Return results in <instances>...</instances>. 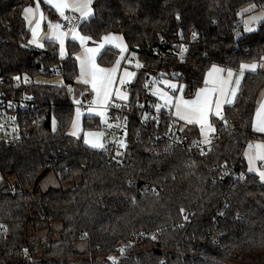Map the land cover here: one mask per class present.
<instances>
[{
    "label": "trees",
    "instance_id": "trees-1",
    "mask_svg": "<svg viewBox=\"0 0 264 264\" xmlns=\"http://www.w3.org/2000/svg\"><path fill=\"white\" fill-rule=\"evenodd\" d=\"M35 2L0 0V85L12 87L15 77H31L28 90L40 106L32 117V133L16 145L0 143V224L7 229H0V264H28L31 259L38 264H101L121 245L129 251L119 264H264V184L247 172L244 157L249 144L264 142L252 125L264 70L246 72L235 103L224 108L231 130L211 118L218 141L207 156L146 144L132 147L131 165L118 166L104 150L69 134L75 113L68 90L79 75L81 44L68 39L63 59L53 40L34 51L23 10ZM40 4L48 20L59 19L55 9ZM250 4L257 6L255 11L264 10V0H94L95 15L78 28L91 37V45L108 33L122 35L130 54H137L142 67L128 87L130 104L141 101L155 69L193 98L213 64L238 71L242 63H264V21L254 32L237 28ZM192 31L199 34L195 42ZM163 41L188 45L185 59L178 51L162 60L154 55L153 48ZM118 56V50L106 48L98 61L111 66ZM57 75L62 85L36 81ZM83 127L102 129V122L85 116ZM184 132L190 141L200 137L196 127H184ZM225 163L245 170L246 179H221ZM48 174L60 188L41 189ZM151 185L159 195L144 192ZM5 187L10 193H2ZM180 208L193 214L188 221ZM144 231L154 232L156 239L134 240ZM82 240L87 249L79 251L75 244Z\"/></svg>",
    "mask_w": 264,
    "mask_h": 264
},
{
    "label": "snow or ice",
    "instance_id": "snow-or-ice-1",
    "mask_svg": "<svg viewBox=\"0 0 264 264\" xmlns=\"http://www.w3.org/2000/svg\"><path fill=\"white\" fill-rule=\"evenodd\" d=\"M45 3L51 5L59 15L65 19L70 21V18L65 15L66 10H71L73 12L79 13L80 20H88L90 17L95 15V10L92 7L93 0H44ZM255 4H250L248 9H245L244 12H253L255 13L256 9ZM24 19L27 21L31 27L32 20L36 17L37 13L39 14V21L36 22L34 27H31L32 39L29 41L30 44H36L37 47L43 48L44 45L39 43L37 40V35L40 30V22L44 20L43 11L40 9V0H36L35 7L29 6L24 8ZM177 21L181 20V15L179 12L176 13L175 16ZM264 21V10L259 13L249 15L245 21V30L251 31L250 27L252 24ZM48 27L52 33V36L59 41L60 43V55L63 57L65 55L64 48V38L68 35V33L61 31L62 25L60 23H52L49 22ZM72 38L74 40H79L81 45L84 46L85 42L91 40L90 36L81 35L77 28L74 26L71 30ZM181 39H183V33H179ZM199 37L198 32L192 31L191 40L193 42L197 41ZM114 44L116 48H118L121 52V59H123V53L127 51V45L123 43V37L118 36L114 33H108L107 35L102 37L101 42L97 45V47H85L84 55L77 56L76 59L80 62V74L77 77L78 82H82L85 85H91L93 92L95 93V103L97 105H107L109 99L113 95V84L116 79V73L119 69L120 60L118 59L115 65L111 68H103L100 67L96 63V55L100 52V50L104 47V44ZM189 46L186 44L178 45V55L183 61L185 59V54L188 53ZM135 55V53H133ZM206 55V53H205ZM261 60H264V57H261ZM128 63H132L131 60H128ZM136 67H142V65L137 61ZM239 75H236L232 69H224L215 64L211 66V69L208 71L206 78L203 81V87H200L196 90L195 96L192 99H184L181 95L176 97L175 93L177 91H183V85H177L173 83L171 80H152L151 83L154 86L153 95L159 97L160 100L163 101V104L157 103L154 105V108L157 112L161 110V108H168L169 114L174 115L180 120L185 121L187 124H198L200 127V135L203 137V140L199 142V144H204L209 146V150H211L212 144V134L216 132V128L213 123L210 121V116H215L222 120L225 125H227V119L223 115V105L224 104H232L236 99L237 92L240 89L241 80L244 77L245 71H249L251 73H256L258 69L264 70V63H242L239 65ZM226 73L225 75H222ZM163 75V74H162ZM135 76L134 72H129L127 69H124L123 76L120 78L119 83L123 85L126 80H131L132 77ZM173 76H178V74L173 73ZM16 80H20L21 77H15ZM24 81L28 82V77L24 76ZM163 83L169 89L172 90L173 95H169L168 92L163 91L160 88L155 87L156 84ZM145 86L148 84L146 82ZM69 91H72L69 86ZM115 95L124 101L128 100V95L125 92H121L119 90L115 91ZM77 104L80 101H76ZM141 107H143L141 105ZM174 108V112L172 109ZM94 111V109L89 108V112ZM80 109H77V119L73 121V128H78V121L80 117ZM103 115V112L100 113ZM256 122L253 124V127L256 131L264 133V103L260 105L256 112ZM126 119V118H125ZM158 119V118H157ZM56 121L53 119V131H55ZM183 131V129H181ZM73 136L77 135V131H73L71 133ZM101 133H86L87 137H95L94 139H85L86 144H90L93 148L107 149L104 146V143L101 142L99 137ZM125 136L127 133L125 132ZM117 145L118 150L115 153L113 159L116 160L117 164L122 163L121 160L117 159V157H121L124 155L123 152L119 151V149H127V143L124 139L114 141ZM194 143H196L194 141ZM199 144L197 146H199ZM249 151L245 152V157L248 160V171L254 172L258 177L262 184H264V167H258L256 165L257 161L264 162V144H249ZM201 154H204V150L201 149ZM224 171L223 175H228L227 165L223 166ZM2 179V177H0ZM239 180H244L245 176L241 173L238 178ZM129 185H132V181H128ZM155 191L154 189H151ZM159 195V193H156ZM133 203H135V197L130 198ZM230 205L225 201L224 209L227 210ZM225 210H220L218 215L220 217L225 216ZM180 214L182 215L183 220L188 221L190 215L192 213H187V210L184 208L179 209ZM236 219H241L239 214H236ZM0 229L7 230L5 225L0 224ZM86 235V234H85ZM153 239L156 237L153 236ZM24 255L27 257L29 255V250L27 248L22 249ZM120 253L123 254L125 248L122 247L119 249ZM108 259L112 261V264H118L116 257L109 256Z\"/></svg>",
    "mask_w": 264,
    "mask_h": 264
},
{
    "label": "built area",
    "instance_id": "built-area-1",
    "mask_svg": "<svg viewBox=\"0 0 264 264\" xmlns=\"http://www.w3.org/2000/svg\"><path fill=\"white\" fill-rule=\"evenodd\" d=\"M70 21L65 20L61 23L63 26L61 31L69 33L72 28H76L80 25L81 20L79 15L70 14ZM237 28L241 30L243 28V22L240 21L237 24ZM29 44V43H28ZM178 45L175 43H169L168 41H163L161 46L153 48V54L157 55L161 60L164 59L167 54L178 51ZM34 51H38L39 48L36 46L29 45ZM133 64H135V59H130ZM59 71V68H56ZM25 76V75H24ZM24 76H19L21 79L18 81L14 79V86L9 87L7 83L2 82L0 85V143L7 145H16L20 143L27 135L32 133L35 128V122L33 121V115L39 111L40 106L33 92L28 90V87L33 83V79L29 76L28 82L24 81ZM162 71L159 69L153 70V72L147 77L148 86H144V92L140 102L135 104L121 103L118 101H113L107 106L108 111V122L103 125L102 131L104 132V146L107 151L104 152L109 156V160L117 164L116 160L113 159L116 151L118 150L117 145L114 141L124 139L127 143V149H119L124 155L117 157L122 163L117 164L118 166L131 165L132 147L133 146H145L146 144H159L161 146H166L169 148H183L190 151L198 153L200 156H207L210 152L209 146L204 144H199L203 140L202 137L194 141H190L184 132L183 123L177 119L174 115L169 114L168 108H161L159 112L156 111L154 105L159 103L156 95H153V88L151 81L164 80ZM162 83H158L160 85ZM69 92V99L72 102V95ZM141 105L143 107H141ZM81 111L87 113L89 108H95L96 103L93 98L87 97L83 99L78 105ZM126 118V119H125ZM158 118V119H157ZM227 129L231 130V122L227 121ZM183 129V131H181ZM125 132L127 135L125 136ZM212 144L211 148L217 143L218 138L216 132L212 134ZM199 144V146H197ZM251 144H256L253 141ZM201 149L204 150V154H201ZM152 154L155 150H150ZM228 175H223L220 172V178L223 180L237 179L238 176L243 173L245 179L247 173L242 168L235 164H226ZM244 179V180H245ZM154 189L155 191H152ZM158 188L151 185L147 187L144 192L158 193ZM156 234L151 231L140 232L135 235L136 238H141L142 240H155L152 237ZM124 247L125 251L123 254L120 253L119 249ZM128 245L119 246L116 251L109 256H114L117 259L118 264L126 257L128 254ZM28 264H38L34 259H31ZM101 264H112L108 258L102 261Z\"/></svg>",
    "mask_w": 264,
    "mask_h": 264
},
{
    "label": "crops",
    "instance_id": "crops-1",
    "mask_svg": "<svg viewBox=\"0 0 264 264\" xmlns=\"http://www.w3.org/2000/svg\"><path fill=\"white\" fill-rule=\"evenodd\" d=\"M43 2H44V0H42ZM94 1V0H93ZM36 3V2H35ZM35 3L33 4V5H30V6H32V7H35ZM45 3V2H44ZM47 4V3H46ZM49 6H51V5H49ZM29 7V6H28ZM52 7V6H51ZM53 8V7H52ZM40 9L42 10V6H41V4H40ZM54 9V8H53ZM43 11V10H42ZM257 11H260V10H257ZM257 11H255V12H257ZM43 14H44V12H43ZM70 14H77V13H73V12H71V13H68L67 15H70ZM77 15H79V14H77ZM91 18V17H90ZM89 18V19H90ZM88 19V20H89ZM47 20H48V18L44 15V20L42 21V22H40V30H39V32H38V35H37V40H38V42L39 43H41V44H43L44 45V43H45V41L46 40H53V41H55V42H57L58 40H56L53 36H52V33H51V31H50V33H49V35H47ZM88 20H81V22H83V21H88ZM37 21H39V14L37 13V15H36V17L32 20V24H31V27H34L35 26V24H36V22ZM49 21H52V22H56V21H58L60 24L63 22V21H65L64 19H57V20H49ZM241 21L243 22V28H244V26H245V24H244V21L241 19ZM26 23H27V25L29 26V29H30V31H31V27H30V25H29V23L26 21ZM77 30L79 31V28L77 27ZM79 33H80V31H79ZM46 34V35H45ZM70 34V35H69ZM81 34V33H80ZM68 35H69V37H68ZM68 35H67V39H66V41L64 42V48H65V55L62 57L61 55H60V58L61 59H63V58H65V56L67 55V50H66V42H67V40L68 39H71V40H73V41H77V42H79L80 43V41L77 39V40H74L73 38H72V32L70 31L69 33H68ZM82 35V34H81ZM116 35H118V36H122V35H119V34H116ZM48 38V39H47ZM32 39V33H31V36H30V39H29V41ZM102 40V39H101ZM101 40L100 41H98V42H96V43H94V44H90L89 42H90V40H88V41H86L85 42V45L84 46H82L81 45V50H82V48L83 47H97V45L101 42ZM29 41H28V43H29ZM58 43V42H57ZM123 43H125V40L123 39ZM81 44V43H80ZM126 44V43H125ZM29 45H32V46H36L37 47V45L36 44H30L29 43ZM58 45H59V53H60V44L58 43ZM127 45V44H126ZM109 47H115V46H111L110 44H108V43H105L104 44V47L100 50V52L96 55V57H95V59H96V63L100 66V67H103V68H111V67H113L114 65H115V63L113 64V65H111V66H103V65H101V64H99V57H100V55L103 53V51L106 49V48H109ZM38 48H40V47H38ZM113 49H115V50H118L119 51V56H118V59L120 60V65H119V69H118V71H117V73H116V79H115V81H114V84H113V95L111 96V98L109 99V101H108V103H107V105H97L96 104V107L95 108H93L94 109V111H92L91 112V115H98L100 112V110H107L106 108H107V106L111 103V102H113V101H118V102H121V103H128L130 100H131V98H132V94H131V92L129 91V89H128V87L131 85V84H133V83H135V81H136V79H137V76H138V71H136L132 66H129L128 64H127V59H129L128 57L130 56V52H129V49H128V46H127V51L126 52H124L122 55H123V59H121V52H120V50L119 49H116V48H113ZM80 52V51H79ZM77 53L76 54V57L77 56H80L79 54L80 53ZM117 59V60H118ZM77 62H78V66H79V74H80V62L77 60ZM220 67V66H219ZM221 68H224V67H221ZM124 69H127L129 72H134L135 73V76L134 77H132L131 78V80H126V82L123 84V85H121L120 83H119V80H120V78L123 76V72H124ZM224 69H228V68H224ZM259 70V69H258ZM239 71L240 70H238V71H234L233 70V72L236 74V75H239ZM246 72H249V71H245V73ZM208 73V72H207ZM207 73H206V76H207ZM245 73H244V75H245ZM222 75H225L226 76V73H223ZM79 76V75H78ZM206 76H205V78H206ZM243 79H244V77H243ZM243 79L241 80V84H240V88H241V85H242V82H243ZM76 81H77V79H76ZM82 85H84L82 82H80ZM175 83V82H174ZM51 84H57V83H51ZM60 85H62V84H60ZM178 86H179V84H177ZM86 88H84L83 89V93H82V96L83 95H87L86 96V98L87 97H90V98H93V100L95 101V93L93 92V90H92V88H91V85L89 84V85H84ZM166 87V88H165ZM157 88H160V89H162L163 91H165V92H168V94L169 95H173V92H170L171 91V89H169L166 85H164L163 83L162 84H160V85H158V87ZM183 89H184V87H183ZM116 90H119V91H121V92H125L127 95H128V100L127 101H124V100H121V99H119L116 95H115V91ZM153 90H154V88H153ZM239 91H240V89H239ZM239 91L237 92V96H238V94H239ZM181 94L183 97H184V99H192V98H186L185 96H184V93H183V91L182 92H180V91H177L176 93H175V95H176V97H179V96H181V95H178V94ZM237 96H236V99H237ZM82 98V97H81ZM157 98H158V101H159V103L160 104H163V101L162 100H160L159 99V97L157 96ZM194 98V97H193ZM236 99L233 101V103L232 104H234L235 103V101H236ZM83 100V99H82ZM262 103H264V86H263V88L260 90V92H259V95H258V97H257V103H256V108H255V114H254V117H253V121H252V125L256 122V119H257V117H256V112H257V109L260 107V105L262 104ZM232 104H224L223 105V115H224V108L226 107V106H228V105H232ZM172 111L174 112L175 110H174V108L172 109ZM89 117H95V118H97V116H89ZM212 117H215V116H210V121H211V118ZM177 118V117H176ZM99 120H100V118H98ZM177 119H179V118H177ZM180 120V119H179ZM101 121V120H100ZM182 123H183V125H185V127H196L198 130H199V132H200V127H199V125L198 124H195V123H193V124H187L185 121H183V120H180ZM102 122V121H101ZM108 122V118H107V121L106 122H102V124L103 125H105L106 123ZM253 129H254V127H253ZM254 131L255 132H257V133H259V134H263L264 135V133H261V132H258V131H256L255 129H254ZM200 137H202L201 135H200ZM203 138V137H202ZM256 144H264V142L263 141H258V142H256ZM247 151H249V149H248V146H247V148L245 149V152H247ZM245 152H244V157H245ZM245 160H246V163H247V172L248 173H252V174H255L254 172H249L248 171V160H247V158L245 157ZM256 165L257 166H259V167H264V162H262V161H257L256 162Z\"/></svg>",
    "mask_w": 264,
    "mask_h": 264
},
{
    "label": "rangeland",
    "instance_id": "rangeland-1",
    "mask_svg": "<svg viewBox=\"0 0 264 264\" xmlns=\"http://www.w3.org/2000/svg\"><path fill=\"white\" fill-rule=\"evenodd\" d=\"M249 8V6H247L246 8H244L243 9V11L241 12V18H242V20L244 21V24H245V21H246V19H247V17L249 16V15H252V14H256V13H259V12H261L262 10H260V11H257V12H255V13H253V12H244V10L245 9H248ZM71 12H73V11H71V10H66V12H65V15L66 16H68L69 17V15H67L68 13H71ZM58 13V12H57ZM74 13V12H73ZM75 13H77V12H75ZM77 14H79V13H77ZM58 16H59V18L60 19H63L60 15H59V13H58ZM65 20V19H64ZM49 22H52V21H49V20H47V35H49V33H50V29H49V27H48V24H49ZM263 21H261V22H257V23H254V24H252L250 27L252 28V30L251 31H246L245 30V26H244V28H242L243 29V31H244V33H250V32H254V31H256L257 29H258V26H259V24H261ZM52 23H59L58 21H56V22H52ZM46 35V34H45ZM70 35V34H69ZM69 35H68V37H69ZM107 35V34H106ZM105 36V35H104ZM48 39V38H47ZM66 39H67V36L64 38V42L66 41ZM58 43H59V41H57ZM60 44V43H59ZM111 46H115L114 44H110ZM109 48H116V47H109ZM84 49H85V47H83L82 48V50L80 49V56H83L84 55ZM116 49H118V48H116ZM134 53V52H133ZM133 53H131L130 54V56L128 57L129 59H127V64L129 65V66H132L136 71H138V70H140V68L141 67H139V68H137L136 67V62L138 61L140 64H141V60L138 58V56H137V54H135V55H133ZM131 58H134L135 59V64H133V63H128V60H130ZM142 65V64H141ZM165 80V79H164ZM36 81L37 82H41V83H57V84H63V79H62V77L61 76H59V75H57V76H55V77H50V78H46V77H42V76H40L39 78H37L36 79ZM174 83V82H173ZM177 84V83H176ZM85 85V84H84ZM84 85H82L80 82H78V81H76V83H75V85L74 86H71V89H72V91H70V93H71V95H72V103H73V105H74V113H75V115H74V118H73V121H75L76 119H77V116H76V113H77V109L79 108L78 107V105L80 104H77L76 103V101L78 100V101H82V93H83V89L84 88H86ZM155 87H158V84H156L155 85ZM166 88V87H165ZM170 92H172V90L170 91ZM178 95H181L180 93L178 94ZM80 109V108H79ZM92 112V111H91ZM91 112H87V113H84L83 111H81L80 110V117H79V121H78V128L77 129H74L73 128V121H72V123H71V126H70V128H69V134L71 135V136H73L71 133L73 132V131H77V135L76 136H73L74 138H76L77 140H82L83 141V143L85 144V145H87V146H89V147H91V145L90 144H86L84 141H85V139H94L95 137H87L86 136V133H89V132H91V133H101L102 135L99 137V139L101 140V142H103L104 143V132L101 130V129H90V130H87V131H85L84 130V127H83V120H84V117L85 116H97V118H100V120L102 121V122H106L107 121V118H108V111L107 110H100L99 112L101 113V112H103V115H101L100 113L98 114V115H91ZM56 127H57V124H55V129H56ZM184 127H185V125H184ZM52 129H53V121H52ZM91 148H93V147H91ZM95 149H98V150H100L99 148H95ZM259 167V166H258ZM0 177H1V174H0ZM0 185H1V179H0ZM40 187H41V189L42 190H47V189H49V188H60L61 187V185L59 184V182L53 177V175L52 174H48L47 176H45L42 180H41V182H40ZM64 188L65 189H68V188H70V186L69 185H65L64 186ZM54 226H56L58 229L59 228H61V225L59 224V223H55L54 224ZM75 248L77 249V250H79V251H84V250H86L87 249V242L85 241V240H82V241H79V242H77L76 244H75Z\"/></svg>",
    "mask_w": 264,
    "mask_h": 264
},
{
    "label": "water",
    "instance_id": "water-1",
    "mask_svg": "<svg viewBox=\"0 0 264 264\" xmlns=\"http://www.w3.org/2000/svg\"><path fill=\"white\" fill-rule=\"evenodd\" d=\"M87 95H83L82 96V99H85ZM2 193L3 194H8L10 193V189L8 187H5L3 190H2Z\"/></svg>",
    "mask_w": 264,
    "mask_h": 264
}]
</instances>
